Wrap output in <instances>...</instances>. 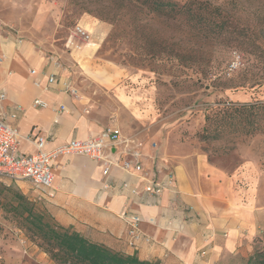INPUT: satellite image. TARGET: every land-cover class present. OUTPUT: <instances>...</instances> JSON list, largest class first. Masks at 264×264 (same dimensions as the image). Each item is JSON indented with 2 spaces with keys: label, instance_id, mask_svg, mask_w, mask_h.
<instances>
[{
  "label": "rangeland",
  "instance_id": "1",
  "mask_svg": "<svg viewBox=\"0 0 264 264\" xmlns=\"http://www.w3.org/2000/svg\"><path fill=\"white\" fill-rule=\"evenodd\" d=\"M168 1L177 5L155 15L138 0H0V27L78 51L94 32L89 41L74 37L78 48L68 40L89 18L101 41L84 69L107 92L101 104L116 118L134 109L164 153H195L226 170L261 215L253 253L264 248V109L227 108L264 104V0H197L210 12L209 39L182 24L187 0ZM1 181L0 264H55L20 227L12 207L21 192Z\"/></svg>",
  "mask_w": 264,
  "mask_h": 264
},
{
  "label": "crops",
  "instance_id": "2",
  "mask_svg": "<svg viewBox=\"0 0 264 264\" xmlns=\"http://www.w3.org/2000/svg\"><path fill=\"white\" fill-rule=\"evenodd\" d=\"M94 25L89 18L79 21V27L95 35L78 51H70L64 41L0 28V119L16 128L18 151L25 156L35 152L29 140L35 134L46 137V153L107 128L118 129L124 137L136 135L142 143V172L113 167L104 176L100 163L59 154L51 162L50 191L25 180L1 182L15 186L59 225L140 260L227 264L230 258L247 257L260 233L261 215L253 201L239 196L234 178L195 153H164L152 147L155 142L134 109H123L116 118L117 112L101 104L99 96L107 92L84 69L101 41ZM50 77L54 82L48 85ZM35 99L47 107H33ZM61 105L65 110H59ZM112 156L119 162L125 159L120 147ZM122 211L140 218L133 246L119 216Z\"/></svg>",
  "mask_w": 264,
  "mask_h": 264
},
{
  "label": "built area",
  "instance_id": "3",
  "mask_svg": "<svg viewBox=\"0 0 264 264\" xmlns=\"http://www.w3.org/2000/svg\"><path fill=\"white\" fill-rule=\"evenodd\" d=\"M74 37L75 40L80 42L90 40L89 33L79 26L75 27L71 39L68 40L70 46L78 48L79 44L72 40ZM53 82L54 78L50 77L48 85H51ZM71 92L75 93V91ZM3 98L4 94L0 93V100ZM32 106L46 108L47 104L41 99H35ZM59 110L63 111L65 107L61 105ZM29 140L34 146L35 152L27 156L20 154L18 151L19 134L16 128L0 119V181L25 180L50 191L53 181L51 162L59 154L82 156L100 163L103 167L102 174L104 176L113 167L120 168L126 172L131 169L135 173L142 172V167L139 163V150L142 147V143L132 137L122 136L116 128H107L99 135L86 140H71L51 153L43 151L47 141L44 135L35 134ZM116 147H120L121 154L125 156V159L120 162L112 156V151ZM123 187H126V185H123ZM160 191V185L156 184L155 194H159ZM130 193L132 195L137 194L133 189ZM119 216L128 226V244L133 246L134 241L139 237L137 226L140 218L137 215H130L125 211H122Z\"/></svg>",
  "mask_w": 264,
  "mask_h": 264
},
{
  "label": "trees",
  "instance_id": "4",
  "mask_svg": "<svg viewBox=\"0 0 264 264\" xmlns=\"http://www.w3.org/2000/svg\"><path fill=\"white\" fill-rule=\"evenodd\" d=\"M138 1L155 15H166L170 12L168 8L177 5L168 0ZM178 12L183 17L182 24L190 32L202 39L210 38L212 28L207 8L202 7L197 0H187L179 5ZM253 107L264 109V104H242L238 109L231 105L227 110L242 113V110ZM14 199L16 206L12 210L20 219V227L29 240L55 264H157L113 251L70 231L56 223L48 213L34 211L23 195L16 193ZM227 264H264V248L254 250L247 257L230 258Z\"/></svg>",
  "mask_w": 264,
  "mask_h": 264
}]
</instances>
